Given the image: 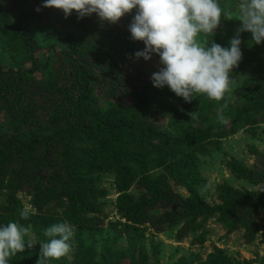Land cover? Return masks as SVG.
<instances>
[{
    "label": "trees",
    "instance_id": "1",
    "mask_svg": "<svg viewBox=\"0 0 264 264\" xmlns=\"http://www.w3.org/2000/svg\"><path fill=\"white\" fill-rule=\"evenodd\" d=\"M42 3L0 0V192H8L0 224L27 226L36 242L10 264H36L44 230L58 222L75 226L73 253L71 259L66 255L48 264H122L128 255L115 248L117 241L147 223L157 232L182 225L181 239L216 217L226 234L242 229L253 241L264 190L220 185V204L210 206L198 191L206 179L197 155L208 154L209 146L221 151V141L240 131L255 136L264 124V42L255 45L250 33L241 34L242 60L230 74L236 86L224 100L195 94L186 103L166 86H152L158 56L147 62L129 58L144 47L128 31L135 10L109 24L95 14L77 19L75 12L65 18L55 8L36 12ZM220 3L229 16L222 17L212 39L227 46L240 27L237 0ZM34 28L45 34L44 44ZM203 39L197 36L198 42ZM255 154L264 160V153ZM261 165L251 169L236 159L226 163L237 180L264 188ZM107 174L114 178L116 211L126 223L121 232L109 225L116 236L106 240L98 258L97 240L104 236L99 201L107 192L97 177ZM174 188L189 196L183 200ZM132 189L141 193L136 197ZM19 194L32 198L34 212L24 210ZM152 208L165 212L152 216ZM21 211L29 214L27 220L20 218ZM260 238L264 244V232ZM127 242L134 250L132 240ZM210 256L212 264H235L219 249Z\"/></svg>",
    "mask_w": 264,
    "mask_h": 264
},
{
    "label": "clouds",
    "instance_id": "2",
    "mask_svg": "<svg viewBox=\"0 0 264 264\" xmlns=\"http://www.w3.org/2000/svg\"><path fill=\"white\" fill-rule=\"evenodd\" d=\"M41 8L62 10L67 18L76 13L77 19L95 14L100 21L115 24L135 10L128 31L133 41L142 42V50L135 51L131 59L149 61L153 55L159 58V69L151 74L152 86H165L186 103L195 94H203L210 100L222 101L231 93L236 82L230 74L242 60L241 34L248 32L255 45L264 42V0H237V19L240 27L222 46L212 39L214 30L229 12L220 0H43ZM203 34L206 39L197 41ZM226 104L218 109V118L224 120ZM27 220L29 214L20 212ZM46 237L40 244L36 264H48L59 260L71 251L75 226L58 222L43 232ZM30 228L17 221L0 224V264L10 260L33 243L26 240Z\"/></svg>",
    "mask_w": 264,
    "mask_h": 264
},
{
    "label": "rangeland",
    "instance_id": "3",
    "mask_svg": "<svg viewBox=\"0 0 264 264\" xmlns=\"http://www.w3.org/2000/svg\"><path fill=\"white\" fill-rule=\"evenodd\" d=\"M225 9L228 11L227 8ZM34 32L40 44H44L45 34L36 28H34ZM36 76L39 77V74L36 73ZM220 145L221 151L214 146H209L208 154L197 155L200 173L206 179V185L199 188L198 191L205 202L210 206L220 204L219 192L217 191L220 185H228L230 188L237 190L262 192L264 190L263 185L253 186L234 178L226 163L231 159H236L243 162L247 168L252 169V167L259 166L261 163V168L264 166V160L255 154L256 152L264 153V124L259 126L255 136L240 131L221 141ZM99 177H97L98 186L106 190L107 194L99 201L102 204L104 215L102 217L104 220L102 223L104 236L97 240L98 258L102 255L106 242L116 236V232L109 228V225L116 224L117 229L121 232L126 223L116 211L117 193L113 176L107 174ZM174 191L183 200L189 196L182 188H174ZM6 193L8 192H0V206L6 203V197H4ZM140 193L137 189L131 190V194L136 197ZM19 198H21L25 211L34 212L31 206V197L19 194ZM166 211L172 213L173 210L169 208ZM164 212L165 210L152 208L148 211V214L158 217ZM203 225H205L204 229L202 228L197 232H184L181 239H177V236L182 229V225L163 230V232H157V229L150 223L135 226L131 229V234L127 233L119 238L115 248L128 255V258L126 257L127 259L122 264H140L143 259L146 264H208L210 261V264H212L213 261L212 258L210 259V255L215 249L221 250L235 264H264V244H262L260 238L264 232V211L260 215V220L256 222L258 233L253 241L246 240L242 229L226 234L227 230L218 223L216 217L206 221V224L204 222ZM163 227L166 228L167 225ZM85 240L87 244L92 243L90 239H87V236H85ZM127 240H132V245L135 246L134 250ZM28 242L33 243L31 248H34L36 242L32 232L28 237ZM72 253L73 247H71L68 254L70 259Z\"/></svg>",
    "mask_w": 264,
    "mask_h": 264
},
{
    "label": "water",
    "instance_id": "4",
    "mask_svg": "<svg viewBox=\"0 0 264 264\" xmlns=\"http://www.w3.org/2000/svg\"><path fill=\"white\" fill-rule=\"evenodd\" d=\"M91 215H88V217H90Z\"/></svg>",
    "mask_w": 264,
    "mask_h": 264
}]
</instances>
